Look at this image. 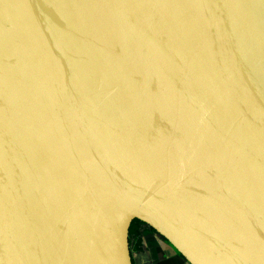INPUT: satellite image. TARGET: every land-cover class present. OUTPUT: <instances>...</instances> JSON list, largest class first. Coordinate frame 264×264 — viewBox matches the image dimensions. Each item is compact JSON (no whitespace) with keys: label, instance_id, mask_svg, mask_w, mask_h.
<instances>
[{"label":"water","instance_id":"obj_1","mask_svg":"<svg viewBox=\"0 0 264 264\" xmlns=\"http://www.w3.org/2000/svg\"><path fill=\"white\" fill-rule=\"evenodd\" d=\"M132 215L264 264V0H0V264H132Z\"/></svg>","mask_w":264,"mask_h":264},{"label":"crops","instance_id":"obj_2","mask_svg":"<svg viewBox=\"0 0 264 264\" xmlns=\"http://www.w3.org/2000/svg\"><path fill=\"white\" fill-rule=\"evenodd\" d=\"M145 246L133 254L134 264H190L156 231L144 233Z\"/></svg>","mask_w":264,"mask_h":264},{"label":"trees","instance_id":"obj_3","mask_svg":"<svg viewBox=\"0 0 264 264\" xmlns=\"http://www.w3.org/2000/svg\"><path fill=\"white\" fill-rule=\"evenodd\" d=\"M147 230L156 231L155 228L146 224L142 219H140L136 215H132L130 217L129 222H128V226H127V244H128L130 259H131L132 264H134V259H133L134 252L135 251H141L145 246L144 233ZM161 236L168 243H170V241L165 236H163V235H161ZM174 249L177 251V253H179L182 256V254L177 250L176 247H174Z\"/></svg>","mask_w":264,"mask_h":264}]
</instances>
